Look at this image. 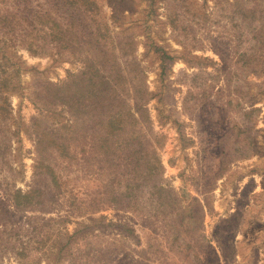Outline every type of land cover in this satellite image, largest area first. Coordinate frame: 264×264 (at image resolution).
Instances as JSON below:
<instances>
[{
	"label": "rangeland",
	"instance_id": "1",
	"mask_svg": "<svg viewBox=\"0 0 264 264\" xmlns=\"http://www.w3.org/2000/svg\"><path fill=\"white\" fill-rule=\"evenodd\" d=\"M98 1L118 82L22 45L59 0H0V264H264V0Z\"/></svg>",
	"mask_w": 264,
	"mask_h": 264
},
{
	"label": "trees",
	"instance_id": "2",
	"mask_svg": "<svg viewBox=\"0 0 264 264\" xmlns=\"http://www.w3.org/2000/svg\"><path fill=\"white\" fill-rule=\"evenodd\" d=\"M59 5L64 8L67 17H62L59 14H55L52 10H45L43 13H38L39 15L42 13V15L39 17V24L41 25V28L39 30H43L44 32V41H42L41 37H39L36 33H32L30 35L26 34V40H23L22 45L26 46L27 49L30 50L33 54L40 52L43 47H47L46 45L48 43H57L58 46L61 45L64 47H72L73 45L82 41H80L78 35L75 34L76 32H81L82 36L85 37L84 41L89 42L91 45L97 46L93 49L102 54L98 55L100 58H102V61L99 62V69H101L104 74H107L104 70L110 71V78L115 79V81L118 82L120 76L115 71L116 68H113L115 66V63L113 62L114 56L109 54L110 52L108 50V47L105 48L107 46L105 44L106 41H103L107 37L104 33V30L107 29V24L104 23L102 19L96 20L95 16L89 15L100 10L101 6L99 1L59 0ZM57 11L59 12V10ZM7 19L8 18L6 17L5 20H2L3 24H1L0 26V44L2 43V47L0 48V50H9L8 45H11L9 42H11L13 39L15 43L16 39H18L16 38V36H20V34L14 29L12 22H9ZM29 24L33 25L34 22H30ZM6 29H8V32ZM7 53L8 52L0 51V56H2L3 60H8L6 56ZM167 59H171V57L169 55L163 57V61ZM98 79H100L101 81L100 86H98L97 82L96 84L94 82L92 83V86L95 89L94 95H99L100 98H93L94 105L99 104L101 110L103 112H106V108L108 107L106 105L108 104H105L104 101L109 99L110 87L103 80H101V75L97 78V80ZM81 111H85L87 113L86 110ZM103 117H105V114ZM130 120H133V117H126L123 114L122 109H120L118 112L108 114V116L103 119V126L105 129L106 127L109 128L110 131L113 132V134H118L119 130L125 129L126 126H128L127 122ZM35 195L36 193L30 196H21L22 199H20L18 196H14V201L17 208H24L28 206L30 209H37V198L35 197ZM23 199L29 200L28 202H26Z\"/></svg>",
	"mask_w": 264,
	"mask_h": 264
}]
</instances>
